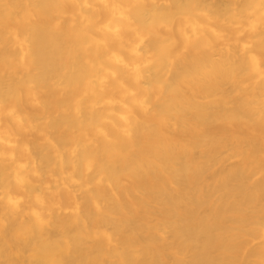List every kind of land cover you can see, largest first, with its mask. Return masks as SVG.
Returning a JSON list of instances; mask_svg holds the SVG:
<instances>
[{"label": "bare ground", "instance_id": "bare-ground-1", "mask_svg": "<svg viewBox=\"0 0 264 264\" xmlns=\"http://www.w3.org/2000/svg\"><path fill=\"white\" fill-rule=\"evenodd\" d=\"M0 264H264V0H0Z\"/></svg>", "mask_w": 264, "mask_h": 264}]
</instances>
